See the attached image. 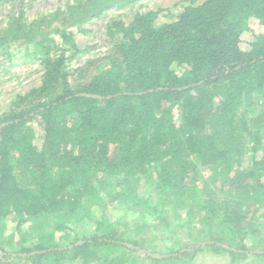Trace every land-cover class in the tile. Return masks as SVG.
I'll return each mask as SVG.
<instances>
[{"label": "trees", "instance_id": "16d2710c", "mask_svg": "<svg viewBox=\"0 0 264 264\" xmlns=\"http://www.w3.org/2000/svg\"><path fill=\"white\" fill-rule=\"evenodd\" d=\"M138 1L75 0L0 29V52L23 51L44 71L40 85L0 115V236L12 216L17 233L25 223L30 229L17 255L0 254V264L137 262L131 253L173 261L189 250L161 253L153 243L168 231L167 213L184 207L196 212L185 230L192 252L205 243L232 263L264 257V0H192L161 24L160 10L128 24L113 19L107 61L95 69L68 65L69 50L81 52L70 26ZM61 18L65 25L54 28ZM252 21L262 34L245 49ZM247 154L251 166L243 164ZM204 168L209 179L197 181ZM142 179L153 186L147 197L133 186ZM97 188L151 221H135L134 230L128 218L92 215ZM84 220L94 222V233L64 245L54 240L57 232L69 239ZM154 220L159 235L151 242L145 233ZM30 236L40 241L26 246Z\"/></svg>", "mask_w": 264, "mask_h": 264}, {"label": "rangeland", "instance_id": "374dc122", "mask_svg": "<svg viewBox=\"0 0 264 264\" xmlns=\"http://www.w3.org/2000/svg\"><path fill=\"white\" fill-rule=\"evenodd\" d=\"M75 0H2L0 2V29L3 31L10 25V19L19 18L22 16L23 20L31 22L35 20L40 15H47L56 12L58 9L65 10L68 3H73ZM196 3H200L204 0H193ZM192 0H140L136 3L128 5L123 8H112L106 12L102 17L91 19L87 21L82 26H70L68 30L74 32V38L77 45L81 49L77 55H72L73 53H67L69 56V66L71 68H78L80 66H89L91 69L99 68L107 61V57L113 54V44L109 39L108 26L113 19H118V21L125 22L128 24L134 16L139 12H147L150 10H160V13L156 19L157 24L164 22H169L178 17L187 5L191 4ZM65 25L63 19H57L54 23V28H62ZM85 29L86 31H84ZM0 31V32H1ZM262 34L261 26L258 22L252 21L249 29L244 32L242 36V47L249 49L251 43L257 39L256 36ZM59 42L61 38L58 34H55ZM11 54L6 52H0V115L7 112L12 105V101L21 94L24 95L28 93L32 88L39 86L42 82V75L44 73L43 69L40 67L39 62L32 59L29 54H23V51H18V49L12 48ZM28 57V58H27ZM176 118H178L176 111ZM259 155L264 154L261 150L258 152ZM251 154H247L244 158L243 164L245 166L253 165V160L251 159ZM211 170L201 169L197 177V181L208 180ZM93 177L91 173H88L87 179ZM264 180V178H263ZM145 179L135 182L134 188L138 195L140 196H149L153 191V186L144 183ZM134 183V182H133ZM110 185V184H109ZM107 186H103L107 188ZM112 184L110 185V187ZM97 188L94 192V196H91L89 200V211L92 215L100 217L104 213L112 217L113 219L128 218L130 227L136 230L137 226L134 227L135 221L142 222L143 218L146 222L151 221V217H146V215L140 210H135L133 207L128 205H118L117 200H112L111 196L107 189ZM110 196V197H109ZM103 197L107 198L106 201H103ZM99 200H97V199ZM106 204V205H103ZM124 204V203H123ZM103 205V206H102ZM190 205H188V208ZM190 209V208H189ZM261 207H253L251 210L258 211L260 216H262V211H259ZM173 212L167 213L166 221L169 224L166 226L168 231L166 234H161L162 240H156L153 244L156 245L155 250L157 252L165 253L174 250L179 247H186L188 252L186 256L180 255L179 258L169 261H152L146 259L143 255L139 253H131L130 258L135 255L139 256V260L129 261L128 264H229V259L225 258V255L230 257L229 254L223 253L219 254L212 250L207 244H201L198 246L197 252H192L195 250L193 247L192 241H189L185 235V230L187 224H192L195 213H188L187 207L176 208L172 210ZM254 211V212H255ZM11 219L5 220V232L0 236V246L6 251L0 252V254L7 253L8 255H17V252L20 250V247L23 245L20 244V239L23 235L29 233L28 224H22L20 232L17 233L16 227L17 222L14 221V217ZM142 219V220H141ZM262 218H260V221ZM144 221V220H143ZM159 221V220H158ZM145 222V221H144ZM151 225L146 227V235L149 234L150 241L153 242L155 235H159V232L156 231V220L153 221ZM263 223V222H259ZM150 224V223H149ZM155 224V225H152ZM43 230H39L38 235L42 234ZM70 232V238H64L60 232H57L53 237L57 243L64 245L73 241L76 237L82 238L88 235H91L95 232V224L93 221H80L73 224ZM196 232V231H195ZM39 236L33 237L30 236L25 240L26 246H32V242L40 241ZM48 239H50L48 237ZM150 241H147V244L150 246ZM190 243H189V242ZM33 242V243H34ZM189 243V244H188ZM0 247V249H1ZM184 249V248H183ZM186 252V251H183ZM181 252V253H183ZM167 255V254H164ZM250 256V255H249ZM129 258V259H130ZM251 258V256L249 257ZM119 261V264H123L124 258ZM251 260V261H250ZM250 260H238V264H264L258 259ZM21 264H37L35 260L26 261L22 260ZM67 264H79L78 262L67 263ZM127 264V263H126Z\"/></svg>", "mask_w": 264, "mask_h": 264}, {"label": "crops", "instance_id": "0c3cea01", "mask_svg": "<svg viewBox=\"0 0 264 264\" xmlns=\"http://www.w3.org/2000/svg\"><path fill=\"white\" fill-rule=\"evenodd\" d=\"M250 256H247V257H245V258H243V260L245 259V260H250V259H258L260 262H264V257H257V256H251V258H249ZM225 258H227V259H229V264H238V261H236V262H233L232 263V259H231V257H228L227 255H225ZM241 260V259H240ZM251 261V260H250Z\"/></svg>", "mask_w": 264, "mask_h": 264}]
</instances>
